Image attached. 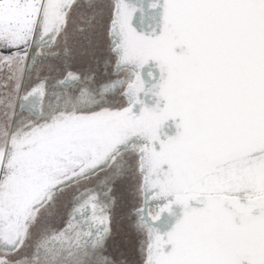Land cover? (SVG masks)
Masks as SVG:
<instances>
[{"label":"snow or ice","instance_id":"6c2138e0","mask_svg":"<svg viewBox=\"0 0 264 264\" xmlns=\"http://www.w3.org/2000/svg\"><path fill=\"white\" fill-rule=\"evenodd\" d=\"M0 264H264V0H0Z\"/></svg>","mask_w":264,"mask_h":264},{"label":"flooded vegetation","instance_id":"af4514ba","mask_svg":"<svg viewBox=\"0 0 264 264\" xmlns=\"http://www.w3.org/2000/svg\"><path fill=\"white\" fill-rule=\"evenodd\" d=\"M6 76V70L0 68V85L5 83ZM4 92L5 89L0 87V96ZM0 113H2V109H0ZM113 195L116 197L117 206L113 213L112 235L108 241L107 254L117 261L126 260L127 264H137L138 238L131 230L132 221L129 216L134 204L130 182L118 183Z\"/></svg>","mask_w":264,"mask_h":264}]
</instances>
